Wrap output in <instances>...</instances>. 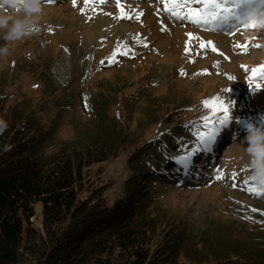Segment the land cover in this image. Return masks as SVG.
Segmentation results:
<instances>
[{
	"label": "rangeland",
	"instance_id": "1",
	"mask_svg": "<svg viewBox=\"0 0 264 264\" xmlns=\"http://www.w3.org/2000/svg\"><path fill=\"white\" fill-rule=\"evenodd\" d=\"M229 2L232 15L212 28L171 15L162 0H55L45 3L41 32L0 56V102L40 126L45 156L115 141L114 153L85 174L100 186V202L123 197L142 159L150 214L165 229L184 226L202 254L180 255L179 264L248 259L264 250V198L245 184L246 131L264 127V79L252 72L264 67V30L240 27L244 6ZM121 6L130 19L120 18ZM217 96L229 120L208 149L181 164L176 157L206 131L202 118L223 115L205 105ZM34 212L32 226L43 234L41 203Z\"/></svg>",
	"mask_w": 264,
	"mask_h": 264
},
{
	"label": "trees",
	"instance_id": "2",
	"mask_svg": "<svg viewBox=\"0 0 264 264\" xmlns=\"http://www.w3.org/2000/svg\"><path fill=\"white\" fill-rule=\"evenodd\" d=\"M0 118L8 124L0 134V264H179L180 255H202L184 226L165 229L150 214L142 159L123 197L107 205L85 174L114 153L115 141L98 139L45 156L40 126L1 102ZM36 203L42 204L43 234L30 220ZM246 258L217 264H264V250Z\"/></svg>",
	"mask_w": 264,
	"mask_h": 264
},
{
	"label": "clouds",
	"instance_id": "3",
	"mask_svg": "<svg viewBox=\"0 0 264 264\" xmlns=\"http://www.w3.org/2000/svg\"><path fill=\"white\" fill-rule=\"evenodd\" d=\"M244 6V22L255 20L258 29L264 28V0H237ZM45 0H0V56L7 57L10 47L41 32V21L45 17ZM8 124L0 118V134ZM246 167L248 176L258 185L264 187V127L252 125L247 129Z\"/></svg>",
	"mask_w": 264,
	"mask_h": 264
},
{
	"label": "snow or ice",
	"instance_id": "4",
	"mask_svg": "<svg viewBox=\"0 0 264 264\" xmlns=\"http://www.w3.org/2000/svg\"><path fill=\"white\" fill-rule=\"evenodd\" d=\"M55 0H45V3L51 4L54 3ZM89 0H86L88 3ZM101 3L104 0H100ZM165 5V11L169 12L171 15L178 17L180 19H188L193 24L196 25H208L214 28L218 21H222L227 19L233 13V8L230 6L229 0H162ZM75 4V0H73ZM119 3V0H118ZM192 4H197L199 7H192ZM121 17L120 18H131V15L126 13L123 6H121ZM142 13L137 14V19ZM240 27L244 28H256L257 22L255 20L249 21L247 23L243 22ZM239 27V28H240ZM264 30V28H261ZM189 37L193 34L189 33ZM208 45H212L214 51H218L211 41L207 42ZM147 46V45H145ZM206 46L205 44H201V47ZM237 47H247V44L241 45L237 44ZM259 46V45H257ZM188 48L186 47V51ZM127 54V53H122ZM114 59V57L110 58ZM103 63V61H102ZM260 72V79H264V67L260 69H252V72L255 73ZM206 106H211L213 108V113L222 112L223 115L217 116L215 120L210 119L208 116L203 117L204 125L203 127L206 131H198L197 136L191 146L190 150L186 151V154L180 155L176 157L178 162L181 164L191 163V158L193 155L208 149V147L215 141L218 136L221 127L229 120V107L224 104V102L220 99V97H215L213 101H205ZM187 148V145H185ZM236 173H233V178H235ZM222 178V177H219ZM245 184L248 186V191L252 192L254 195L264 198V187L258 186L252 178L248 177L245 181Z\"/></svg>",
	"mask_w": 264,
	"mask_h": 264
},
{
	"label": "bare ground",
	"instance_id": "5",
	"mask_svg": "<svg viewBox=\"0 0 264 264\" xmlns=\"http://www.w3.org/2000/svg\"><path fill=\"white\" fill-rule=\"evenodd\" d=\"M61 62H62V59L56 62V68L58 69V70L56 69V73L60 76H62L63 73L65 72V65H63Z\"/></svg>",
	"mask_w": 264,
	"mask_h": 264
}]
</instances>
